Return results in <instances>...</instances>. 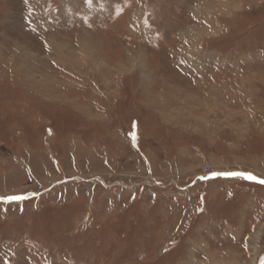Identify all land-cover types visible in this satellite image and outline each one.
<instances>
[{
  "label": "rangeland",
  "instance_id": "obj_1",
  "mask_svg": "<svg viewBox=\"0 0 264 264\" xmlns=\"http://www.w3.org/2000/svg\"><path fill=\"white\" fill-rule=\"evenodd\" d=\"M0 139V264H264L195 177L264 178V0H0Z\"/></svg>",
  "mask_w": 264,
  "mask_h": 264
},
{
  "label": "snow or ice",
  "instance_id": "obj_2",
  "mask_svg": "<svg viewBox=\"0 0 264 264\" xmlns=\"http://www.w3.org/2000/svg\"><path fill=\"white\" fill-rule=\"evenodd\" d=\"M84 2L89 6H91L93 0H84ZM216 178L240 179L250 183L264 185V178H260L251 172H245V171L212 172L210 177L209 176L200 177L199 179H216ZM25 198L26 197L24 196H9L6 199L8 202H14V201H21Z\"/></svg>",
  "mask_w": 264,
  "mask_h": 264
},
{
  "label": "trees",
  "instance_id": "obj_3",
  "mask_svg": "<svg viewBox=\"0 0 264 264\" xmlns=\"http://www.w3.org/2000/svg\"><path fill=\"white\" fill-rule=\"evenodd\" d=\"M9 123V122H8ZM11 123V122H10ZM137 123V122H136ZM132 124V123H131ZM15 132V131H14ZM131 132H133V134L135 135L133 138L135 139V141H137L136 139L138 138V137H140L139 135H138V131H136V129H135V127H131ZM130 138H132L131 137V134H130V136H129ZM0 141H1V139H0ZM243 182H246V183H248V184H250V182H247V181H243ZM258 186V185H257ZM132 216H134V215H128V219H130Z\"/></svg>",
  "mask_w": 264,
  "mask_h": 264
},
{
  "label": "crops",
  "instance_id": "obj_4",
  "mask_svg": "<svg viewBox=\"0 0 264 264\" xmlns=\"http://www.w3.org/2000/svg\"><path fill=\"white\" fill-rule=\"evenodd\" d=\"M166 125V124H165ZM160 146V145H159ZM161 147V146H160ZM206 176H209L210 177V175H204V173L203 174H201L200 176L198 175V176H195L196 177V179H198V180H201L202 182H205L206 180H212V179H199L200 177H206ZM221 179H223V180H229L230 178H221ZM242 181V180H241ZM244 181V180H243ZM250 184H254V185H256L257 186V184L256 183H250Z\"/></svg>",
  "mask_w": 264,
  "mask_h": 264
},
{
  "label": "built area",
  "instance_id": "obj_5",
  "mask_svg": "<svg viewBox=\"0 0 264 264\" xmlns=\"http://www.w3.org/2000/svg\"><path fill=\"white\" fill-rule=\"evenodd\" d=\"M209 171L210 170H206V172L204 173V175H210L211 173Z\"/></svg>",
  "mask_w": 264,
  "mask_h": 264
},
{
  "label": "bare ground",
  "instance_id": "obj_6",
  "mask_svg": "<svg viewBox=\"0 0 264 264\" xmlns=\"http://www.w3.org/2000/svg\"><path fill=\"white\" fill-rule=\"evenodd\" d=\"M207 108H208V107H207ZM230 254H231V253H230ZM229 260H230V258H229ZM230 261H231V260H230ZM230 261H229V262H230ZM233 261H234V260H233Z\"/></svg>",
  "mask_w": 264,
  "mask_h": 264
}]
</instances>
